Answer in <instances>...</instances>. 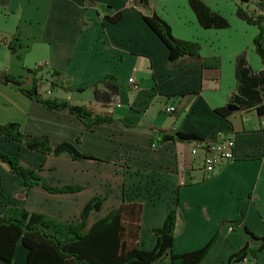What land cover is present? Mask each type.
Returning <instances> with one entry per match:
<instances>
[{
  "label": "crops",
  "instance_id": "crops-1",
  "mask_svg": "<svg viewBox=\"0 0 264 264\" xmlns=\"http://www.w3.org/2000/svg\"><path fill=\"white\" fill-rule=\"evenodd\" d=\"M200 1L224 17L208 0ZM151 11L170 25L176 38L198 42L202 60L171 67L167 47L142 18ZM116 12L120 19L109 21L107 16ZM221 29L202 27L189 0H149V10L133 0H0V70L21 76L29 88L33 75L27 69L35 66L28 67V55L39 53L33 61L43 66L38 73L45 72L49 82V72L57 70L59 86L70 89L53 90L49 83L43 92L40 81L42 96L85 105L134 126L103 122L87 129L66 110L43 107L0 83V123L17 122L22 133L47 135L53 144L71 142L87 156L45 155L8 139L17 148L12 154L46 182L81 189L51 193L41 186L27 187L0 163V214L16 206L58 222L79 223L85 204L102 196L99 210L85 220L87 231L123 201L140 202L139 247L150 250L156 241L151 229L161 226L176 206L171 253L199 249L216 235L199 264H228L231 254L245 245L254 253L237 264H264V134L254 107L241 109L228 101L236 89V57L242 51L235 49L225 63L216 42ZM191 30L195 35H188ZM9 42L15 49H9ZM107 74L115 78L117 93L110 96L98 83L94 88L100 94L94 98L91 85ZM81 87L85 89L76 90ZM166 104L175 111L165 112ZM219 107H227L229 114L216 113ZM148 126L202 139L224 133L234 140V158L202 178L200 156L190 153L192 141H158ZM26 254L19 240L13 261L0 259V264H25ZM151 264H171L169 254Z\"/></svg>",
  "mask_w": 264,
  "mask_h": 264
},
{
  "label": "trees",
  "instance_id": "trees-1",
  "mask_svg": "<svg viewBox=\"0 0 264 264\" xmlns=\"http://www.w3.org/2000/svg\"><path fill=\"white\" fill-rule=\"evenodd\" d=\"M239 1L247 6H254L253 9L258 12L256 14L248 12L241 6L236 9V15L239 18L247 23L258 25L259 32L253 38V45L263 68L260 71H253L244 53L239 54L236 57L235 67L237 85L235 91L229 95L228 101L232 106H238L241 109L254 107L257 115L260 116L264 114V0ZM133 3L149 10V0H133ZM189 4L202 27L225 28L228 26L226 18L211 11L202 1L189 0ZM120 15V12H116L112 17L107 16V19L116 22L120 19ZM142 18L167 47L168 61L171 67L202 60L198 42L176 38L171 32L170 25L155 12L151 11L143 15ZM7 45L12 50L16 47V44L12 42ZM42 68V64H39L34 68L27 69V72L33 75L32 86L29 88L23 86L21 76L11 75L6 70H0V83L11 86L43 107L56 111L66 110L83 123L87 129H92L94 125L103 122H117L125 128L134 127L125 124L122 120L115 119L110 114L95 113L85 105L42 96L39 92L41 78L37 77L38 71ZM59 77V71L52 69L49 72L50 87L70 90L59 86ZM98 83L105 87L110 96L115 95L118 91L119 86L116 84L115 78L107 74L102 80L91 85L94 98H98V94H100L94 88ZM84 89L85 87H81L76 90L83 91ZM103 99L104 102L110 101L106 96ZM215 112L226 116L230 111L227 107H219L215 109ZM147 128L155 133L158 141L191 142L202 140L195 133L182 130H163L154 126ZM0 136L41 154L66 153L74 160L87 158L71 142L62 141L53 144L47 135L22 133L17 122L0 123ZM0 163L6 171L20 176L27 187L41 186L51 193H69L81 189L80 186L49 184L35 170L23 166L18 154L8 153L1 148ZM103 201L104 197L102 196H95L88 201L81 211V222L79 223H62L41 213L8 206L0 214V259L12 262L15 245L21 240L27 250L25 264H151L165 254H169L171 264H199L216 238L215 235L199 249L171 253L179 213L175 206L168 211L161 226L151 229L156 237L154 246L150 250H143L139 247L142 204L132 201H123L117 208L110 210L104 217L93 223L87 231H84L88 214L91 211L99 210ZM249 252L254 253V250H251L247 245L243 246L231 254L228 264L239 263Z\"/></svg>",
  "mask_w": 264,
  "mask_h": 264
},
{
  "label": "rangeland",
  "instance_id": "rangeland-1",
  "mask_svg": "<svg viewBox=\"0 0 264 264\" xmlns=\"http://www.w3.org/2000/svg\"><path fill=\"white\" fill-rule=\"evenodd\" d=\"M208 1L211 7L220 9L228 21V26L221 29L218 34L220 39L216 41L221 45V51L224 54L225 63H227L230 57L229 55L238 48L241 49L242 53H244L245 58L251 67L256 69V67L262 66L260 58L255 52L253 45V38L259 32L258 25L247 23L245 20L239 18L236 15V9L238 6H241L248 12H252L254 14L258 13L255 9H253L254 6L250 5L251 7H248L245 3H240L239 0ZM192 34L195 35L194 30H191L188 35L191 36ZM39 56V53L36 52L29 53L28 67L36 66L33 64V61H37L34 59L38 58ZM37 76L41 78V91L46 92L49 89V82L44 79L46 78L45 72L37 73ZM225 81L228 83L229 77L224 80V84L222 85L223 88L225 87ZM54 89L55 88H53V90ZM15 146L16 145H12V142H10L7 138L0 137V148L4 151L8 153H17V148Z\"/></svg>",
  "mask_w": 264,
  "mask_h": 264
},
{
  "label": "built area",
  "instance_id": "built-area-1",
  "mask_svg": "<svg viewBox=\"0 0 264 264\" xmlns=\"http://www.w3.org/2000/svg\"><path fill=\"white\" fill-rule=\"evenodd\" d=\"M128 81L133 82L132 78H129ZM133 88H137V85L133 84ZM175 109L173 104H166L164 106L165 112L168 113L174 112ZM258 121L264 134V114L258 116ZM190 153L195 157L200 156L199 170L202 174L201 177L207 178L234 158V140L231 136L224 133H216L211 138L192 141Z\"/></svg>",
  "mask_w": 264,
  "mask_h": 264
}]
</instances>
